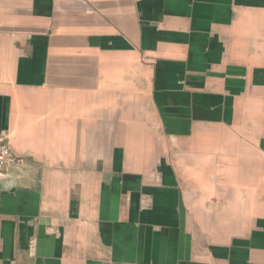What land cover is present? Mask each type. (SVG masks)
Segmentation results:
<instances>
[{
    "label": "crops",
    "instance_id": "1",
    "mask_svg": "<svg viewBox=\"0 0 264 264\" xmlns=\"http://www.w3.org/2000/svg\"><path fill=\"white\" fill-rule=\"evenodd\" d=\"M0 264H264V0H0Z\"/></svg>",
    "mask_w": 264,
    "mask_h": 264
},
{
    "label": "built area",
    "instance_id": "2",
    "mask_svg": "<svg viewBox=\"0 0 264 264\" xmlns=\"http://www.w3.org/2000/svg\"><path fill=\"white\" fill-rule=\"evenodd\" d=\"M24 167L23 159L12 154L6 145H0V174L9 168L22 169Z\"/></svg>",
    "mask_w": 264,
    "mask_h": 264
}]
</instances>
